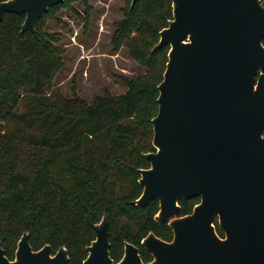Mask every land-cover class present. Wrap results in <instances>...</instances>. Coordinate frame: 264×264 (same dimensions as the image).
Segmentation results:
<instances>
[{"label":"water","instance_id":"95a60500","mask_svg":"<svg viewBox=\"0 0 264 264\" xmlns=\"http://www.w3.org/2000/svg\"><path fill=\"white\" fill-rule=\"evenodd\" d=\"M65 0H4L5 13L24 15L21 32L36 31L50 7ZM139 0H131V9ZM172 18L153 49L168 46L152 118L154 151L139 169L145 207L158 201L154 220L173 236L149 232L142 247L124 241L118 262L110 255L106 213L94 224L83 264H264V5L261 0H171ZM200 197L188 215L179 201ZM215 217L223 231L221 237ZM25 231L0 264H66L65 246L34 250Z\"/></svg>","mask_w":264,"mask_h":264},{"label":"trees","instance_id":"16d2710c","mask_svg":"<svg viewBox=\"0 0 264 264\" xmlns=\"http://www.w3.org/2000/svg\"><path fill=\"white\" fill-rule=\"evenodd\" d=\"M70 1L43 13L34 34L21 32L24 15L5 13L0 22V241L9 259L27 231L34 250L65 246L66 264H83L104 213L115 261L123 241L141 247L149 232L163 240L173 236L154 220L157 200L132 203L142 192L139 169L149 167L144 154L154 151L151 120L169 47L153 48L172 18V2L139 0L126 10L112 44L126 46L145 73L122 78L125 93L105 92L87 103L75 92L65 100L52 87L63 52L44 25ZM197 202L182 201L183 212ZM141 255L149 256L143 248Z\"/></svg>","mask_w":264,"mask_h":264},{"label":"rangeland","instance_id":"374dc122","mask_svg":"<svg viewBox=\"0 0 264 264\" xmlns=\"http://www.w3.org/2000/svg\"><path fill=\"white\" fill-rule=\"evenodd\" d=\"M86 3L71 0L60 7L53 18L46 19L44 30L56 35V45L63 52L62 66L52 80L53 90L65 100L73 98L75 92L91 103L105 92L125 93L122 78L144 74L145 68L130 57L126 46L115 50L112 44L115 25L131 9V0H86Z\"/></svg>","mask_w":264,"mask_h":264},{"label":"flooded vegetation","instance_id":"af4514ba","mask_svg":"<svg viewBox=\"0 0 264 264\" xmlns=\"http://www.w3.org/2000/svg\"><path fill=\"white\" fill-rule=\"evenodd\" d=\"M197 198H198V202H199L200 197H197ZM187 200H189V199H187ZM182 201H186V200H181V201H179V205H180V206H181V202H182ZM198 202H197V203H198ZM197 203H196V204H197ZM158 204H159V203H158ZM196 204H195V205H196ZM195 205H194V206H195ZM194 206H193V208H194ZM158 207H159V205H158ZM193 208L191 209L190 212H188V213H184L183 210H182V206H181V211H182V212H181V215H182V216H185V215L190 214V213L192 212ZM157 223H158V222H157ZM216 223H218V218H217V217H215V219H214V224H215V226H216ZM164 224L167 225V223H164ZM218 225H219V224H218ZM167 226H168V225H167ZM219 227H220V226H219ZM216 229H217V226H216ZM220 229H221V228H220ZM221 230H222V229H221ZM217 232H218V231H217ZM222 233H223V231H222ZM218 234H219V233H218ZM220 236L223 237V234L220 235ZM171 239H172V238H171ZM171 239H170V240H171ZM170 240H167V241H170ZM131 244H133L134 246H136V247L139 249L140 256H141V258H142V260H143L144 263H149V262H151V261L153 260L152 255H151L150 253H148V252L142 247V245H141V247L143 248V250H145L146 253L149 254V256L146 257V258H143V257H142V255H141V250H142V248H141L140 246H138V245L135 244V243H131ZM140 244H141V243H140ZM123 253H124V241H123V246H122V255H121V257L123 256ZM120 259H121V258H120ZM120 259H119V260H120ZM113 260H114V259H113ZM119 260H118V261H119ZM118 261H115V260H114L115 263L118 262Z\"/></svg>","mask_w":264,"mask_h":264},{"label":"built area","instance_id":"2783aa9c","mask_svg":"<svg viewBox=\"0 0 264 264\" xmlns=\"http://www.w3.org/2000/svg\"><path fill=\"white\" fill-rule=\"evenodd\" d=\"M261 3L264 5V0L263 1L261 0Z\"/></svg>","mask_w":264,"mask_h":264}]
</instances>
